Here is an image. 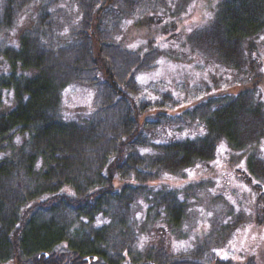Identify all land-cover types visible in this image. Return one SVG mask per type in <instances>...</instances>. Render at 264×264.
Wrapping results in <instances>:
<instances>
[{
  "label": "trees",
  "instance_id": "trees-1",
  "mask_svg": "<svg viewBox=\"0 0 264 264\" xmlns=\"http://www.w3.org/2000/svg\"><path fill=\"white\" fill-rule=\"evenodd\" d=\"M143 2L0 0V32L27 15L17 45L0 40V264H257L244 253L216 254L208 241L182 250L166 249V241L140 245L152 224L168 233L192 207L189 184L155 182L160 176L209 159L220 139L243 150L264 138L256 91L174 113L177 98L140 95L136 74L156 65L160 49L129 48L120 24ZM63 4L71 13L60 11ZM263 31L264 0H218L185 39L245 74L262 62ZM72 82L93 89L94 108L67 118L61 97ZM241 173L264 192L256 148L245 153ZM233 210L226 226L236 229L245 211L230 203ZM223 230L216 231L222 238Z\"/></svg>",
  "mask_w": 264,
  "mask_h": 264
},
{
  "label": "rangeland",
  "instance_id": "rangeland-1",
  "mask_svg": "<svg viewBox=\"0 0 264 264\" xmlns=\"http://www.w3.org/2000/svg\"><path fill=\"white\" fill-rule=\"evenodd\" d=\"M217 2L153 0L151 3L150 0H144L147 6L136 8L120 24L121 41L129 48L143 50L156 45L160 49L156 65L136 74L137 79L143 83L140 95L154 98L163 93L177 98L176 104L168 109L172 113L203 100L214 101L215 98L243 91L251 93L253 97H257L255 91L261 93L264 104V31L261 32L258 44L261 43L257 49V58L259 60V56H262V62H255V68L245 74L238 73L227 63L223 64L217 57L201 53L185 39L186 34L206 23ZM150 6L154 7L152 13L156 16L149 17L152 11L149 10ZM70 7V4H63L60 11L68 10L71 13ZM26 20V13L21 12L11 28L0 32V40L17 45ZM61 32L63 36L65 27ZM252 82L258 84L252 85ZM93 108L94 92L89 86L72 82L63 92L61 112L67 118L76 117ZM190 126L192 123L187 124V130L191 132ZM257 143L243 150H235L224 139H220L209 159L199 160L180 173L160 176L155 182L173 187L189 184L192 207L181 225L168 233H163V225L159 227L158 223L152 224L151 235L142 234L141 247L144 248L151 241L156 246L166 241L163 243L166 249L182 250L208 241L214 245L216 254L242 257L244 253V258L250 257L257 264H264V212L259 210L260 205H264V192L257 191L255 182L241 173L246 152L256 148L264 157V138ZM115 183L118 185L120 180L115 178ZM262 185L264 190V183ZM230 203L236 209L245 211V221L237 225L236 229L226 226L237 216L235 210L232 214L229 212ZM217 227L221 230L225 228L223 238L222 232L217 234ZM207 229L215 235L210 236ZM182 232L185 235L180 239L178 236ZM209 237L211 240H208ZM200 258L205 259V253L200 254Z\"/></svg>",
  "mask_w": 264,
  "mask_h": 264
}]
</instances>
